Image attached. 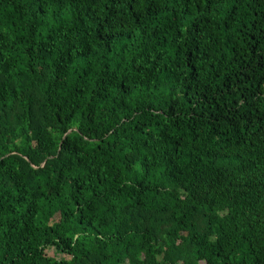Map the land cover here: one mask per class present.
Listing matches in <instances>:
<instances>
[{"label":"trees","instance_id":"1","mask_svg":"<svg viewBox=\"0 0 264 264\" xmlns=\"http://www.w3.org/2000/svg\"><path fill=\"white\" fill-rule=\"evenodd\" d=\"M0 232V264H264V0H0Z\"/></svg>","mask_w":264,"mask_h":264},{"label":"clouds","instance_id":"2","mask_svg":"<svg viewBox=\"0 0 264 264\" xmlns=\"http://www.w3.org/2000/svg\"><path fill=\"white\" fill-rule=\"evenodd\" d=\"M3 7L5 9L9 10V11L12 10V6L9 5V4H4ZM64 15L65 16H70L71 15L70 10H65ZM26 19H27V17H26ZM49 19H50V17H49ZM5 31H8L7 27L5 28ZM42 31H44V29H42ZM102 64H103L102 60L96 64L97 71L101 70ZM125 66H127V65H125ZM114 67H115V65L113 64V68ZM122 70L123 69H121V71ZM180 71H184L185 74H186V70L185 69H180ZM96 79H98V77H96ZM91 83H92V87H95V79H93ZM153 84L155 86L148 87V88H145L143 84H138L137 88L133 92L132 96L127 98V102L129 104H132L134 102V99L138 100V99H140L142 97H149V98L159 97L162 94L167 95V94H169L171 92V88H172L173 84H175V81L165 80V79H163V75L161 74V79L158 82L157 81H153ZM176 86L179 87V85H176ZM92 87H90L88 89L87 93H85L83 97H77L76 98L77 100H79V103L81 105V107L79 108V110L77 111V114L75 116L74 122H76V123L82 122L87 117V114H88L87 110H88L89 106L90 105H95L97 103L96 101H94L92 99ZM46 89H47V85L42 86L40 91H39V93H38V95L41 98L42 103L48 106V108H47L48 115L51 117V123H54L55 119H56V116H55V111L52 108V104L60 102L59 100H57V95L62 96V97H68L69 96V93L71 91V84H69V86L64 88L63 90L58 91L57 94L53 95L51 98L48 97ZM13 103H14V101L10 99L9 100V107H11V105ZM28 103H29V101L27 99H25L22 102V104L19 105V106L21 108H23L25 111H27ZM73 106H75V105H73ZM101 107H103V105H101ZM81 114H83V115H81ZM100 116H102L103 119H105V120L108 118L107 114H105L103 112H100ZM18 119H19L18 114L14 113L12 115L13 124H16ZM36 119L40 120L41 122H43V116L41 115L39 110H37V112H36ZM31 123H32L31 119H29L28 117L24 118L23 130L27 131L29 133V135L32 134V129L29 127V125ZM51 123L49 124L48 131L50 133H53V139L56 141V144L58 146V144H59V134L57 132H55V130L51 126ZM17 130L20 131L21 129L18 127ZM94 147H95V145H87L88 149H92ZM125 150L128 151V149H125ZM52 151L55 152L56 151V147H53ZM134 168H135V170L140 171L141 174H143V169L141 168V165H140L139 162L136 163ZM125 174L129 175V176L131 175V173H125ZM150 179H151V177H150ZM88 195H91V193H88ZM150 195H154V194H150ZM131 202L132 201H130V200L127 201V203H131ZM5 231H6V229H5ZM6 242L7 241H6V238L3 235V232H0V252H3V250H4L3 249V245ZM237 258H239V257H237ZM26 264H27V262H26Z\"/></svg>","mask_w":264,"mask_h":264},{"label":"rangeland","instance_id":"3","mask_svg":"<svg viewBox=\"0 0 264 264\" xmlns=\"http://www.w3.org/2000/svg\"><path fill=\"white\" fill-rule=\"evenodd\" d=\"M47 253H48L49 255H52V256H53L54 258H56L57 260H59L60 258H63L62 255H59V254L53 253V252H52V249H48V250H47Z\"/></svg>","mask_w":264,"mask_h":264}]
</instances>
